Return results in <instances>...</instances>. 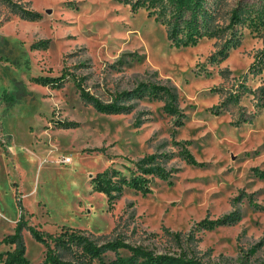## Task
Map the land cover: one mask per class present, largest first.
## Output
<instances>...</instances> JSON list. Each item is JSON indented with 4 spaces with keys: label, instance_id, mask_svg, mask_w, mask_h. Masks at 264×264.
<instances>
[{
    "label": "rangeland",
    "instance_id": "1",
    "mask_svg": "<svg viewBox=\"0 0 264 264\" xmlns=\"http://www.w3.org/2000/svg\"><path fill=\"white\" fill-rule=\"evenodd\" d=\"M208 1L218 34L173 46L153 15L123 0H0V239L21 220L44 232H112L206 262L264 260V108L252 94L264 82V25L251 14L228 26L232 7L253 0ZM62 74L56 84L36 79ZM73 77L104 103L141 83L165 85L176 108L147 86L122 100L126 110L99 111ZM230 93L236 101H224ZM148 154L172 170L152 177L150 192L124 186L108 202L94 189L97 173L128 177ZM229 213V223L196 227ZM21 237L26 258L40 261L42 243L25 227Z\"/></svg>",
    "mask_w": 264,
    "mask_h": 264
},
{
    "label": "trees",
    "instance_id": "2",
    "mask_svg": "<svg viewBox=\"0 0 264 264\" xmlns=\"http://www.w3.org/2000/svg\"><path fill=\"white\" fill-rule=\"evenodd\" d=\"M123 1L129 3L134 10L143 7L148 11V15H153L154 19L164 26L167 38L173 46L193 44L199 37L214 34L219 28L212 26L214 24V6L208 0ZM18 12L24 18H32L36 15L34 11L27 9H20ZM251 14H253L252 17L255 21L264 25V0L236 3L230 10L228 26H236L243 20L244 16ZM219 52L221 53L222 50ZM261 55L264 56V47ZM251 69L258 71L260 67L252 63ZM64 76L65 74L58 77L43 76L36 79H40L43 83L56 84ZM73 78L81 99L99 111L121 112L126 110L127 106L123 104L122 100L137 94L141 88L145 89L147 86L149 87L146 90H149L150 93L160 91L166 95L163 106L166 111L173 112L176 108V95L165 85L141 83L132 90L118 93L113 101L104 103L86 90L79 79ZM252 94L257 100V107L264 108V82L256 87ZM237 96L230 93L224 101H236ZM243 121L250 120L244 118ZM177 142L183 143L185 141ZM182 151V158L195 162L193 155L184 146H182ZM171 171V169L166 168L159 156L148 154L134 162V167L130 169L128 177L117 176L116 170L108 169L97 173L91 182L94 189L104 193L110 202L114 197V192L118 189L121 190L124 186L142 194L150 192V179L154 176L160 179H168ZM232 215L229 213L215 219L204 217L195 224L198 228H211L218 224L231 222ZM23 227L27 228L32 237L43 245V257L36 263L31 262L24 255L25 245L21 237ZM166 234L177 242L180 239L179 231L166 229ZM0 243L8 245V248L0 253V264H95V262L98 264H227L202 261L200 257L188 255L185 250L175 253L155 252L146 245L131 243L120 234L113 235L112 232L94 234L85 229L68 226H61L55 232H44L35 226L26 225L21 220L18 221L14 232L4 235L0 239ZM108 253H111L112 256L109 257ZM259 264H264V260Z\"/></svg>",
    "mask_w": 264,
    "mask_h": 264
},
{
    "label": "built area",
    "instance_id": "3",
    "mask_svg": "<svg viewBox=\"0 0 264 264\" xmlns=\"http://www.w3.org/2000/svg\"><path fill=\"white\" fill-rule=\"evenodd\" d=\"M69 157H66V156H62L61 158H60V161L61 162H64V163H66V162H69Z\"/></svg>",
    "mask_w": 264,
    "mask_h": 264
}]
</instances>
